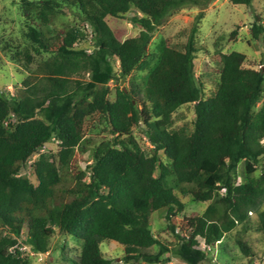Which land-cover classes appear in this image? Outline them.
I'll return each instance as SVG.
<instances>
[{
	"label": "trees",
	"instance_id": "obj_1",
	"mask_svg": "<svg viewBox=\"0 0 264 264\" xmlns=\"http://www.w3.org/2000/svg\"><path fill=\"white\" fill-rule=\"evenodd\" d=\"M230 1L251 7L254 0ZM21 2L27 14L26 65L36 56L48 58L15 95H0V227L5 232L0 264H24L19 239L25 230L36 253L49 252L56 230L81 241V255L73 264H112L101 251L105 240L124 247L128 264H169L171 258L205 264L208 251L199 240L212 247L238 226L248 231L250 213L257 215L264 233V101L256 110L264 94L263 70L247 67L245 54H220L216 91L205 99L204 84L195 78L203 13L182 31L184 43H160L151 68L149 47L156 31L189 7H206L207 1ZM63 8L91 28V50L78 47L87 41L81 30L55 29ZM108 17L128 19L139 34L123 39ZM251 34L256 40L264 35L258 15ZM237 35L238 28L230 40ZM136 70H149L142 95L117 85L110 100L109 84ZM81 74L89 80L74 79ZM188 104L194 105L192 131L171 132L172 115ZM97 114L106 120L110 137L92 150L90 165L74 168L63 180L60 167L71 164L85 140L86 124ZM141 123L149 152L134 134ZM52 140L58 144L56 155L41 154L31 165L34 188L23 169ZM240 164L245 174L237 192ZM258 168L262 174L256 177ZM176 190L198 202L210 201L203 215L185 219L182 227L172 223L184 210ZM153 213L164 216L174 241H162L140 224L141 217ZM236 242L246 257L254 255L248 240L238 236Z\"/></svg>",
	"mask_w": 264,
	"mask_h": 264
},
{
	"label": "rangeland",
	"instance_id": "obj_2",
	"mask_svg": "<svg viewBox=\"0 0 264 264\" xmlns=\"http://www.w3.org/2000/svg\"><path fill=\"white\" fill-rule=\"evenodd\" d=\"M37 1V0H31ZM207 1L204 8L189 7L181 13L173 16L164 26L159 28L149 47V54L152 57L151 68L156 64L158 57V46L165 40L167 43L181 45L185 42L182 31L189 29L196 17L203 13V19L199 23V33L196 38V48L198 52L195 60V78L204 84L205 99L210 98L216 91L220 72V54L239 52L247 56L246 66L256 70L262 69L264 73V35L260 40L253 38L251 25L254 16L258 15L262 19L264 26V0H254L251 7L235 6L230 0H203ZM26 7L21 0H0V95H15L22 89L23 81L31 76L37 66L46 60L48 56L35 57L32 65H26L22 54L29 47L28 41L24 37L26 24ZM109 26L118 34H123L122 38H131L139 34V29L129 23L128 19L107 18ZM77 28L87 36L85 43L79 44V48L91 50L92 31L87 23H84L76 14L67 8H63L55 22L56 30H70ZM238 28V35L235 41L230 40V33ZM21 55L18 59V55ZM154 59V60H153ZM118 67V64H117ZM149 70L134 71L127 79H122L118 84L111 82L109 99L115 100V87H124L127 90L135 89L142 95L145 88ZM74 79L88 81L86 74L75 76ZM264 101V94L256 110ZM195 120L194 105L188 104L179 108L172 115L170 126L171 132L186 131L191 132ZM85 140L71 156L69 166L60 167V174L63 180L68 179L75 169L84 170L91 164L92 150L105 139L110 137L109 128L104 117L100 114L95 115L85 126ZM134 134L142 149L149 152L152 147L145 135V127L141 123L134 127ZM264 145V144H263ZM58 144L55 140L46 144L41 152L36 154L28 165L23 169L22 174L26 175L32 186H37V180L31 168L33 162L41 154L56 155ZM164 162L170 161L163 157ZM211 169L210 167H207ZM245 174L244 164L238 168L239 178L236 190L240 189L242 179ZM262 174V169L258 168L255 176ZM224 192V191H223ZM222 192V193H223ZM178 197L184 204V210L177 213L172 219V223L177 227H182L185 219L201 216L206 211L209 202H198L191 195L184 196L176 190ZM249 230L243 232L242 227L238 226L231 233L227 234L221 242L214 246H206L200 239L201 247L208 251L209 261L205 264H264V233L260 231L258 217L255 213H250ZM140 224L148 227L155 237L160 240L172 242L174 238L166 230L164 216L160 213H153L147 217L140 218ZM5 232L0 227V236ZM242 236L248 240L249 245L254 251V255L246 257L239 249L236 239ZM21 249L25 252L24 264H73L81 255L83 244L81 241L64 235L56 230L49 252L42 256L32 255L28 245L26 230L19 239ZM101 251L105 258L112 260V264L125 263L124 247L118 243L110 241L101 242ZM169 264H186L177 258H171Z\"/></svg>",
	"mask_w": 264,
	"mask_h": 264
},
{
	"label": "built area",
	"instance_id": "obj_3",
	"mask_svg": "<svg viewBox=\"0 0 264 264\" xmlns=\"http://www.w3.org/2000/svg\"><path fill=\"white\" fill-rule=\"evenodd\" d=\"M262 144H264V140L261 142ZM21 249H26V247H22ZM30 253H32V255H36V256H42L43 254L42 253H36V252H34V251H30Z\"/></svg>",
	"mask_w": 264,
	"mask_h": 264
}]
</instances>
